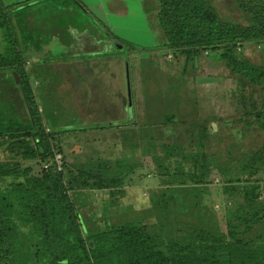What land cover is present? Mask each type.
I'll return each mask as SVG.
<instances>
[{
	"label": "rangeland",
	"instance_id": "1",
	"mask_svg": "<svg viewBox=\"0 0 264 264\" xmlns=\"http://www.w3.org/2000/svg\"><path fill=\"white\" fill-rule=\"evenodd\" d=\"M208 1L228 23L252 26L233 0ZM24 2L3 0L4 15L22 43L38 114L62 158L60 170L54 166L71 186L87 242L124 225L161 240L195 229L230 232V243L262 247L263 262L264 121L256 115L264 85L232 74L204 51L167 49L157 0ZM110 40L121 46L119 57L99 53ZM53 52H67V60L54 61ZM235 55L264 68V39L239 46ZM25 107L20 88L0 73L3 118L27 120ZM17 156L0 150L2 171L12 170ZM21 165L33 175L41 169L37 162ZM12 181L22 178L0 176V190ZM243 184L256 187L254 203L243 197ZM21 232L25 245L29 233Z\"/></svg>",
	"mask_w": 264,
	"mask_h": 264
},
{
	"label": "trees",
	"instance_id": "2",
	"mask_svg": "<svg viewBox=\"0 0 264 264\" xmlns=\"http://www.w3.org/2000/svg\"><path fill=\"white\" fill-rule=\"evenodd\" d=\"M157 1L160 7L157 22L167 49L188 53L204 51L214 61L224 63L232 74L264 85V68L245 63L235 55L239 46L264 39V0H233L252 18V26L248 27L223 20L208 0ZM6 9L8 7L0 0V73L20 88L27 120L6 121L0 112V137L7 139L0 150L15 152L19 158L8 173L0 167V176L22 178V182L12 181L10 188L0 190V264H264V253L263 262L258 258L262 247L256 249L247 242L230 243L225 240L228 233L214 235L199 229L171 240H161L137 227L124 225L94 235L88 243L68 193L71 186L65 184L62 172H56V153L38 114L25 70L22 43L13 38L12 21L4 15ZM112 41L99 52L110 59L119 57ZM53 53L54 61L60 57L67 60V52ZM89 58L80 57L83 62ZM256 118L264 121V104ZM259 124L264 129V122ZM28 161L40 164L38 174L33 175L31 167L21 165ZM45 163H51L47 167L49 171L43 169ZM205 178L203 175L200 185ZM230 184L233 185L232 182L227 185ZM242 191L246 201L254 203L256 187L243 184ZM24 228L29 237L25 245H20L19 235L25 234L21 232ZM245 230L250 228L247 226ZM228 235L232 237V233Z\"/></svg>",
	"mask_w": 264,
	"mask_h": 264
},
{
	"label": "water",
	"instance_id": "3",
	"mask_svg": "<svg viewBox=\"0 0 264 264\" xmlns=\"http://www.w3.org/2000/svg\"><path fill=\"white\" fill-rule=\"evenodd\" d=\"M113 45H115L116 47L118 48H121V46L116 43L115 41H112ZM126 77H127V99H128V112H129V116H131V113H132V102H131V94H130V82H129V74H128V70H127V67H126ZM14 79H15V82L16 84L19 83L18 81V78L16 75H14Z\"/></svg>",
	"mask_w": 264,
	"mask_h": 264
},
{
	"label": "built area",
	"instance_id": "4",
	"mask_svg": "<svg viewBox=\"0 0 264 264\" xmlns=\"http://www.w3.org/2000/svg\"><path fill=\"white\" fill-rule=\"evenodd\" d=\"M60 158L61 157H56V160H55V164L57 165L58 170H60V167H61V163L59 162Z\"/></svg>",
	"mask_w": 264,
	"mask_h": 264
},
{
	"label": "crops",
	"instance_id": "5",
	"mask_svg": "<svg viewBox=\"0 0 264 264\" xmlns=\"http://www.w3.org/2000/svg\"><path fill=\"white\" fill-rule=\"evenodd\" d=\"M26 1H30V2H31V0H25V2H26Z\"/></svg>",
	"mask_w": 264,
	"mask_h": 264
}]
</instances>
